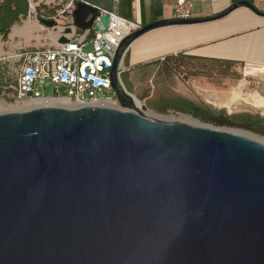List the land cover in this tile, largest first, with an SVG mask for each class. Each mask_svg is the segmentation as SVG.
Listing matches in <instances>:
<instances>
[{"label":"water","instance_id":"95a60500","mask_svg":"<svg viewBox=\"0 0 264 264\" xmlns=\"http://www.w3.org/2000/svg\"><path fill=\"white\" fill-rule=\"evenodd\" d=\"M238 7L264 16L238 0L213 16L161 19L123 38L109 71L125 109L0 113V264H264V144L150 119L120 79L138 36ZM98 8L101 0L78 2L75 26L89 29L98 16L106 29L109 13Z\"/></svg>","mask_w":264,"mask_h":264},{"label":"rangeland","instance_id":"374dc122","mask_svg":"<svg viewBox=\"0 0 264 264\" xmlns=\"http://www.w3.org/2000/svg\"><path fill=\"white\" fill-rule=\"evenodd\" d=\"M41 3L35 12L14 25L22 26L26 21L39 26L38 38L25 40L16 37L11 40L0 37V48L5 57L21 48L39 49L52 42V27L45 25L43 15L49 14ZM39 24V25H38ZM0 56V57H1ZM17 65L11 60H0V113L24 111V101L11 98V86L15 82ZM120 79L125 89L136 100V106L146 117L161 121H178L187 124L206 126L220 131L242 135L264 144V134L243 127L219 124L211 119L216 113L226 115L258 116L264 121V107H254L248 103L250 94L264 97V72L244 70L237 64L204 61L185 56H175L158 67L140 71L129 79L121 73ZM53 86L39 88L40 94L50 96ZM61 93V92H60ZM100 96H114L113 90L102 91ZM110 106L125 109L113 98ZM73 107V106H72ZM71 108V107H68Z\"/></svg>","mask_w":264,"mask_h":264},{"label":"built area","instance_id":"2783aa9c","mask_svg":"<svg viewBox=\"0 0 264 264\" xmlns=\"http://www.w3.org/2000/svg\"><path fill=\"white\" fill-rule=\"evenodd\" d=\"M170 1L176 18L192 17L195 0ZM78 2L85 0H28L29 16L40 7L41 3L47 8L49 14L42 17L44 20L55 22L52 26L54 38L46 47L21 48L6 57L5 55L0 57V60L7 61L14 58L17 65L16 78L11 86L10 95L14 101L56 97L68 99L73 107H81L103 106L104 103L115 98V96H100V92L112 89L109 70L115 51L122 39L139 26L107 9L98 8L100 15L109 13L107 28L102 27L97 16L91 28L80 29L75 26L72 17ZM95 24L99 25V30L93 29ZM66 28H70L71 31L66 33ZM62 36L67 38L65 42H59ZM48 84L53 86V94L41 95L39 88Z\"/></svg>","mask_w":264,"mask_h":264},{"label":"crops","instance_id":"0c3cea01","mask_svg":"<svg viewBox=\"0 0 264 264\" xmlns=\"http://www.w3.org/2000/svg\"><path fill=\"white\" fill-rule=\"evenodd\" d=\"M235 1L238 0H195L192 18L216 15ZM248 1L264 12V0ZM101 2L105 9L139 27L175 17L170 0ZM175 56L237 64L244 70L259 71L264 68V16L247 7H238L218 19L151 29L129 44L122 59L121 73L132 79L134 74L156 68L167 62L166 58Z\"/></svg>","mask_w":264,"mask_h":264},{"label":"bare ground","instance_id":"6f19581e","mask_svg":"<svg viewBox=\"0 0 264 264\" xmlns=\"http://www.w3.org/2000/svg\"><path fill=\"white\" fill-rule=\"evenodd\" d=\"M39 25V24H38ZM38 34H39V26L34 25L31 23V21H26L24 23V25L22 26H18V25H13L11 32H10V39H14V37H23L25 38V40L29 41L32 40L33 38H38ZM50 37L53 39L54 38V34L50 33ZM2 50L0 48V56L2 55ZM11 62H14V58L11 59ZM264 72V68L260 69ZM248 103H250L251 105H253L254 107H264V97L259 95V94H250L247 97L246 100ZM24 106L22 108H38V107H45V106H50V107H72L73 105L68 101V99L66 98H37V99H33V100H29V101H24ZM135 104H136V100H135ZM109 105V102H106L103 104V106ZM155 120V119H154ZM190 125H194V126H199L196 124H190Z\"/></svg>","mask_w":264,"mask_h":264},{"label":"trees","instance_id":"16d2710c","mask_svg":"<svg viewBox=\"0 0 264 264\" xmlns=\"http://www.w3.org/2000/svg\"><path fill=\"white\" fill-rule=\"evenodd\" d=\"M29 11L28 0H0V37L6 39L11 27L25 18ZM168 57L166 61L170 60ZM198 59L196 57H190ZM172 59V58H171ZM201 60V59H198ZM220 62V61H212ZM224 63V62H220ZM229 64V63H225ZM1 91V87H0Z\"/></svg>","mask_w":264,"mask_h":264},{"label":"flooded vegetation","instance_id":"af4514ba","mask_svg":"<svg viewBox=\"0 0 264 264\" xmlns=\"http://www.w3.org/2000/svg\"><path fill=\"white\" fill-rule=\"evenodd\" d=\"M211 119L219 124H228L227 122H231L234 125L232 126H238L243 127L246 129L253 130L255 132L260 133L262 131L264 134V121L258 118V116H248V115H226L223 112L216 113L215 116H211Z\"/></svg>","mask_w":264,"mask_h":264}]
</instances>
